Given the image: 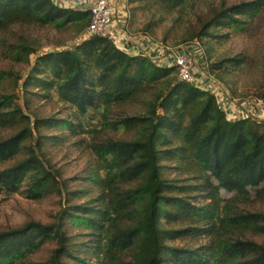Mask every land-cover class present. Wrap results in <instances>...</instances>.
Here are the masks:
<instances>
[{
  "label": "trees",
  "instance_id": "obj_1",
  "mask_svg": "<svg viewBox=\"0 0 264 264\" xmlns=\"http://www.w3.org/2000/svg\"><path fill=\"white\" fill-rule=\"evenodd\" d=\"M155 1L173 10L201 0ZM260 6L255 1L232 5L220 11L214 25L253 18ZM89 22L88 12L59 8L51 0H0V32L13 24L62 28L70 23L79 32L72 47L35 56L32 70L48 74V81L28 76L24 84L34 79L45 84L81 115L134 103L147 108L141 116L116 122L115 127L135 131L131 140L92 143L102 172L94 178L96 206L73 207L75 213L64 211L57 223L29 222L0 231V264H26L49 241H56L57 248L48 264H69L61 260L70 256L61 229L65 219L94 236L88 249L93 259L74 257L76 264H264V246L241 238L245 232L264 233V214L237 210L250 193L264 192V127L248 120L228 122L212 95L177 81L173 69L156 67L143 56H127L97 36L80 40ZM21 49L26 59L33 53ZM262 91L256 98L264 99V84ZM19 125V131L0 140V165L19 155L32 136L30 120L15 96L0 95V129ZM34 146L24 158L0 169V193H18L25 185L27 197L37 200L59 190L58 170L40 158L35 150L39 142ZM164 160L179 163L195 182L167 181L160 164ZM191 192L200 202L177 195ZM163 221L171 227L165 228ZM174 238L203 242L196 247L167 244Z\"/></svg>",
  "mask_w": 264,
  "mask_h": 264
},
{
  "label": "rangeland",
  "instance_id": "obj_2",
  "mask_svg": "<svg viewBox=\"0 0 264 264\" xmlns=\"http://www.w3.org/2000/svg\"><path fill=\"white\" fill-rule=\"evenodd\" d=\"M252 1L261 5L253 18L242 16L241 22L232 26L214 25L221 10ZM121 2L126 6L132 32L146 33L172 48L185 44L197 46L209 74L220 81L233 98L252 99L262 94L264 0H201L187 2L173 10L162 8L155 0ZM78 34L77 27L72 23L62 28L13 24L0 32V95L15 96V104L28 116L32 131V136L24 143L25 149L12 161L0 165V169L24 158L29 147H35L39 142L40 147L35 148L36 152L46 165L58 170L62 182L57 192L37 200L27 197L25 185L18 193H0V231L20 228L29 222L57 223L64 211L75 213L71 209L73 207L96 206L99 189L94 178L96 175L102 176V172L97 170L98 162L91 149L92 143L107 139L131 140L135 137V131L115 127L116 122L124 117L141 116L147 110L143 103H134L108 110L102 107L88 109L81 115L74 106L60 101L55 90L47 88L45 84L35 79L24 84L28 76L48 81V74L38 75L32 70L35 56L72 47L79 42ZM22 47L33 50L27 59L21 52ZM35 122H38L37 128ZM22 126L0 129V140L13 135ZM257 126L264 127L263 124ZM160 164L163 166L162 176L167 181L175 185L195 182L189 172L179 167V163L164 160ZM177 195L195 204L200 202L195 192ZM237 210L264 214V192L250 193L247 199L237 203ZM163 225L165 228L171 227L164 221ZM61 229L70 255L63 256V262L76 264L74 257L93 259V254L88 251L94 239L90 229L76 226L68 219L63 221ZM241 238L264 246V233L245 232ZM201 242L203 239L174 238L167 244L196 247ZM56 248V241L45 243L27 258L26 264H48Z\"/></svg>",
  "mask_w": 264,
  "mask_h": 264
},
{
  "label": "built area",
  "instance_id": "obj_3",
  "mask_svg": "<svg viewBox=\"0 0 264 264\" xmlns=\"http://www.w3.org/2000/svg\"><path fill=\"white\" fill-rule=\"evenodd\" d=\"M51 1L59 8L89 13L90 22L80 40L97 36L110 41L127 56H143L156 67L173 69L177 81L212 95L228 122L248 120L256 125H264V99L233 98L225 86L209 74L197 46L185 44L172 48L146 33L132 32L126 6L121 0Z\"/></svg>",
  "mask_w": 264,
  "mask_h": 264
}]
</instances>
